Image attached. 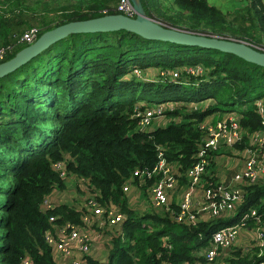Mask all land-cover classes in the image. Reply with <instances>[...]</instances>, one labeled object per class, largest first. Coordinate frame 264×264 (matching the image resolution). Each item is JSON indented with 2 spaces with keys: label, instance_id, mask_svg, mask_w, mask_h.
Instances as JSON below:
<instances>
[{
  "label": "trees",
  "instance_id": "1",
  "mask_svg": "<svg viewBox=\"0 0 264 264\" xmlns=\"http://www.w3.org/2000/svg\"><path fill=\"white\" fill-rule=\"evenodd\" d=\"M118 1L64 0L63 15L55 18L48 0H0V62L28 43L21 37L30 28H37L38 36L69 20L120 12ZM141 1L147 15L165 25L245 40L264 50L259 45L264 42L260 0H244L232 15L209 0H173L178 18L170 20L146 8L159 2ZM134 66L178 67L181 72L176 80L154 83L133 74ZM196 66L202 68L200 74L184 69ZM148 93L159 94V100L144 98ZM261 96V65L219 49L148 39L125 29L69 34L0 77V264H21L26 255L32 264H56L45 240L52 225L48 217L57 213L58 222L80 223V212L65 204L40 210L54 188L67 187L53 164L57 161L69 174L83 177L89 189L99 193V201L119 202L127 214L107 264L204 262L199 251L208 247L213 230L236 221L250 206L264 221V180L244 187L236 216L192 226L155 212L139 215L127 207L122 186L136 169L143 172L142 189L154 181L158 147L166 158L181 163V169L188 167L206 132L207 116L214 123L224 111L234 110L244 127L258 128L253 101ZM141 98L145 104L170 99L209 102L192 108L177 104L165 112L164 124L139 130L132 114ZM214 114L220 115L215 121ZM147 172H152L150 177ZM220 252L219 264L264 260V249L258 254L255 246L244 251L234 245ZM88 262L98 264L93 258Z\"/></svg>",
  "mask_w": 264,
  "mask_h": 264
},
{
  "label": "built area",
  "instance_id": "2",
  "mask_svg": "<svg viewBox=\"0 0 264 264\" xmlns=\"http://www.w3.org/2000/svg\"><path fill=\"white\" fill-rule=\"evenodd\" d=\"M116 8L127 15L135 13L131 0H119ZM36 37L37 28L32 27L24 32L21 40L29 43ZM184 69L195 75L202 72L199 66ZM138 70L134 67L131 72L140 76ZM158 71L159 81L176 80L181 72L180 68L175 67L159 68ZM199 102H205V99L192 100L188 104L171 100L140 105L135 103L132 115L137 119V129L147 130L154 119L163 117L165 121L157 125L164 124L165 112L175 105L201 107ZM253 104L260 126L252 130L241 124L238 111H224L214 123L207 116L206 132L196 148L193 162L186 168L181 169V163L166 158L162 147H158L159 159L154 168V181L142 189L143 172L136 169L124 182L122 191L127 207L132 208L130 200L139 199L143 201V208H149L147 211L188 226L239 214L238 206L243 200L244 187L264 180V96L255 98ZM53 164L66 178L67 187L54 188L42 200L40 210L46 212L65 204L80 212V223L68 219L58 222L57 213L48 217L52 225L45 233V240L52 249L56 264H89V258L96 259L98 264H107L114 238L123 235L122 223L127 217L126 212L121 210L119 202L99 201V193L89 189L83 177L76 178L75 173L66 172L62 161ZM151 173L147 172V176L150 177ZM134 176H139L138 182L134 181ZM72 179L76 181L70 184ZM67 189H74L76 198L72 196L68 200ZM173 193L176 197H173ZM208 242V247L199 251L204 262L193 264H219L222 259L220 250L234 245L244 251L255 246L260 254L264 249V221L257 209L250 206L240 213L236 221L213 230ZM21 264H32L28 255L22 258ZM256 264H264V260Z\"/></svg>",
  "mask_w": 264,
  "mask_h": 264
},
{
  "label": "water",
  "instance_id": "3",
  "mask_svg": "<svg viewBox=\"0 0 264 264\" xmlns=\"http://www.w3.org/2000/svg\"><path fill=\"white\" fill-rule=\"evenodd\" d=\"M131 2L135 11L133 16L122 12L105 13L84 19L69 20L44 30L33 41L18 49L10 58L0 62V77L14 71L69 34L107 32L120 29L135 32L148 39L219 49L234 53L247 61L264 67V50L245 40L207 35L168 26L147 15L141 0H131Z\"/></svg>",
  "mask_w": 264,
  "mask_h": 264
},
{
  "label": "rangeland",
  "instance_id": "4",
  "mask_svg": "<svg viewBox=\"0 0 264 264\" xmlns=\"http://www.w3.org/2000/svg\"><path fill=\"white\" fill-rule=\"evenodd\" d=\"M48 1H49V5H48L49 14L51 16L56 14L55 18L61 17L63 15V12H61L60 9H62V4H63L64 0H48ZM154 1L156 3H158V2L159 3L156 4V6H154V7H153L152 3L149 5H146V8L149 11L154 12L157 16H159L161 18L168 19V20L173 19V18H175V19L178 18V16H177V10L178 9L176 10L177 6L174 4L173 0H154ZM209 2H211V3L215 4L216 6L224 9L226 12L229 13V15H232L235 12H237V8L244 2V0H209ZM260 2L262 4V6H264V0H260ZM158 21H160V20H158ZM34 24H36V23H34ZM259 45L264 47V42L262 44H259ZM134 67L139 68L138 73L141 76L140 79H143L144 81L154 82V83L164 82V81L157 80V78L159 77V71H158L159 68L158 67L157 68L154 66H146V67L134 66ZM134 67H132V69ZM127 76H129V74ZM169 81H171V80H169ZM184 82L189 83V81L186 79ZM185 85L189 86L188 84H185ZM185 88L189 89L188 87H184L183 89H185ZM144 98L152 100V101H156V100H159L160 95L148 93V94L144 95ZM144 98L137 100L135 103H137L139 105L141 103H144V102L147 103L148 101H146ZM170 100L173 101L174 103H184V104H188L192 101V100L190 101V100H182V99H179V100L178 99L177 100L170 99ZM198 101H200V100H198ZM207 102H209V100H205V102H199V103L202 106L203 104H205ZM219 116H220L219 114H214L213 120L215 121L216 119L219 118ZM163 121H165V119L163 117L159 118V119L158 118L154 119L153 122L149 125V128L157 126V124L163 123ZM69 183L70 184L74 183V179L70 180ZM81 184L84 185L83 183H81ZM72 191H74V192L72 193ZM65 193H66V197L68 200H70L72 196L75 198L77 196V194H75L74 189H72V190L67 189V192H65ZM173 197H176V194L173 193ZM140 198H142V196H140ZM174 200H175V198H174ZM142 202L143 201H140L139 199L130 200V205H132L131 209H134V211L136 213H138L139 215H142L144 213L149 212V211H147V209H149V208H143L142 207V205H141ZM155 210L158 211V209H155ZM240 237L242 238L241 233H240ZM214 264H217V263H214Z\"/></svg>",
  "mask_w": 264,
  "mask_h": 264
}]
</instances>
